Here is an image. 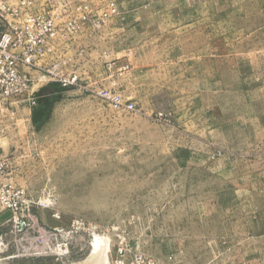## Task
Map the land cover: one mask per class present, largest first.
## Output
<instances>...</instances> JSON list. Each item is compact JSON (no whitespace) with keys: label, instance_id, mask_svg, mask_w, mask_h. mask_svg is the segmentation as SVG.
<instances>
[{"label":"rangeland","instance_id":"obj_1","mask_svg":"<svg viewBox=\"0 0 264 264\" xmlns=\"http://www.w3.org/2000/svg\"><path fill=\"white\" fill-rule=\"evenodd\" d=\"M38 1L90 20L42 61L54 74L30 70L43 99L0 121V154L64 231L50 250L0 225V264H93L97 237L104 264H131L120 244L158 264H264V0Z\"/></svg>","mask_w":264,"mask_h":264},{"label":"built area","instance_id":"obj_2","mask_svg":"<svg viewBox=\"0 0 264 264\" xmlns=\"http://www.w3.org/2000/svg\"><path fill=\"white\" fill-rule=\"evenodd\" d=\"M82 7L88 9V5ZM117 11L116 3L110 2L106 9L100 11L97 21L100 23ZM88 18L84 11L77 18L65 20L41 9L38 0H0V121L8 114H16V109L23 102L31 107L38 104L37 92L31 91L34 78L30 70L51 72L43 66L42 61L46 56L60 52L62 44H68L80 31V24L90 20ZM56 67H59V63H56ZM43 77L40 75L37 80ZM60 80L64 84L74 83L77 75L71 78L61 76ZM104 97L112 99L116 105L121 103L111 94ZM129 108L134 109V104H130ZM9 166V160L0 154V225L11 226L12 233L32 229L36 241L48 245L52 250L58 234L64 230L40 224L38 209L43 204L36 203L25 189L13 183ZM45 206L51 207V204ZM52 216L60 218L55 210ZM2 240L0 233V243ZM118 253L130 258L131 264H158L155 258L142 252L135 253L123 244H120Z\"/></svg>","mask_w":264,"mask_h":264},{"label":"water","instance_id":"obj_3","mask_svg":"<svg viewBox=\"0 0 264 264\" xmlns=\"http://www.w3.org/2000/svg\"><path fill=\"white\" fill-rule=\"evenodd\" d=\"M45 90L46 89H42L36 93V96L38 97V102L42 101L43 94H44ZM46 110H47L46 107H41V108L35 110L33 113V121L36 123L41 121L42 118L44 117L45 113H46Z\"/></svg>","mask_w":264,"mask_h":264},{"label":"bare ground","instance_id":"obj_4","mask_svg":"<svg viewBox=\"0 0 264 264\" xmlns=\"http://www.w3.org/2000/svg\"><path fill=\"white\" fill-rule=\"evenodd\" d=\"M96 246H95V252L94 255L97 256L98 253L103 249L104 245L107 243L106 239H102L101 237H97L96 240ZM93 259V264H104V261L100 258V256H97ZM92 264V262L90 263Z\"/></svg>","mask_w":264,"mask_h":264},{"label":"crops","instance_id":"obj_5","mask_svg":"<svg viewBox=\"0 0 264 264\" xmlns=\"http://www.w3.org/2000/svg\"><path fill=\"white\" fill-rule=\"evenodd\" d=\"M83 36L86 37V38H88L89 37V31L88 30H85L83 32Z\"/></svg>","mask_w":264,"mask_h":264}]
</instances>
